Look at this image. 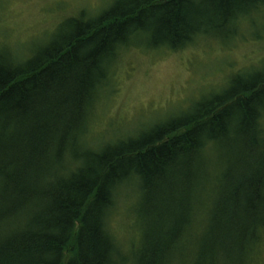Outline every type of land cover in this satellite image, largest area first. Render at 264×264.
<instances>
[{"label": "trees", "instance_id": "1", "mask_svg": "<svg viewBox=\"0 0 264 264\" xmlns=\"http://www.w3.org/2000/svg\"><path fill=\"white\" fill-rule=\"evenodd\" d=\"M244 27L264 40V0H114L26 59L0 51V264H256L264 58L188 112L91 145L126 47L179 50ZM129 190L143 227L132 250L111 226Z\"/></svg>", "mask_w": 264, "mask_h": 264}, {"label": "rangeland", "instance_id": "2", "mask_svg": "<svg viewBox=\"0 0 264 264\" xmlns=\"http://www.w3.org/2000/svg\"><path fill=\"white\" fill-rule=\"evenodd\" d=\"M113 2L0 0V51L17 60L26 59L47 45L68 18L82 13L95 17ZM242 32L245 35L236 40L199 38L179 50L148 44L126 47L115 65L113 86L95 105L91 136L96 138L91 145L135 135L186 113L197 101L222 91L234 73L257 66L264 58V40L253 37L246 27ZM136 200V192L122 193L111 221L115 234L129 250L142 227L135 218ZM256 256V264H264V240Z\"/></svg>", "mask_w": 264, "mask_h": 264}]
</instances>
